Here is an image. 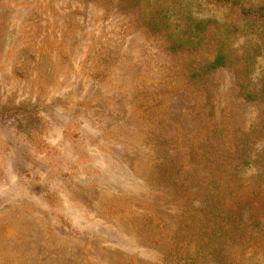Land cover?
<instances>
[{
	"label": "rangeland",
	"instance_id": "rangeland-1",
	"mask_svg": "<svg viewBox=\"0 0 264 264\" xmlns=\"http://www.w3.org/2000/svg\"><path fill=\"white\" fill-rule=\"evenodd\" d=\"M136 5L0 0V112L23 115L0 123V264H166L188 229L181 191L196 203L208 191V156L248 141V172L264 167V105L240 93L241 62L192 79L190 57L149 32ZM191 8L230 16L205 0ZM260 44L231 42L257 88ZM162 163L176 183L157 178Z\"/></svg>",
	"mask_w": 264,
	"mask_h": 264
},
{
	"label": "trees",
	"instance_id": "trees-1",
	"mask_svg": "<svg viewBox=\"0 0 264 264\" xmlns=\"http://www.w3.org/2000/svg\"><path fill=\"white\" fill-rule=\"evenodd\" d=\"M127 1L137 4L139 11L135 12L143 26L163 36L169 51L190 57L188 70L192 79L241 62L242 69H238L245 76L236 74L240 93L245 100L264 105V82L260 88L252 86L248 80L250 58L240 59L231 48L233 36L253 34L261 39L259 50L264 54L263 3L205 0L230 9L229 19L217 21L193 11L191 7L197 0H190L186 7L181 0H156L154 7L151 3L144 6L145 0ZM21 112H0V123L23 116ZM247 142L239 144L235 151L220 149L205 159L208 191L197 203L188 188L181 191L186 192L188 200L184 217L188 229L183 237L179 229L176 231L174 246L164 256L166 264H197L199 260L233 264L238 249L243 251L244 264H253V260L264 264V167L248 172L253 155ZM174 168L168 163L158 165L157 178L176 183Z\"/></svg>",
	"mask_w": 264,
	"mask_h": 264
}]
</instances>
